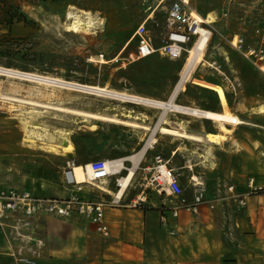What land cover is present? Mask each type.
Listing matches in <instances>:
<instances>
[{"label": "rangeland", "instance_id": "374dc122", "mask_svg": "<svg viewBox=\"0 0 264 264\" xmlns=\"http://www.w3.org/2000/svg\"><path fill=\"white\" fill-rule=\"evenodd\" d=\"M158 2L159 0H0V65L166 100L179 79L180 61L171 60L159 53L128 61L129 54L135 48V41L131 40L135 28ZM191 3L192 8L201 15L206 16L211 12L213 16H217L214 23L217 34L207 53L208 61L213 64L201 65L195 69L193 76L176 97L177 103L198 108H203L204 105L218 108L228 104V111L241 112L243 119L251 118L250 108L244 99L258 98L260 101L262 96L264 103V72L232 49L227 39L238 33L244 37L246 45H259V38L264 34V0H191ZM8 6H17L26 19L6 24L2 19ZM72 6L91 11L100 17L103 24L99 21L89 33L69 31L66 16ZM163 19L164 11L158 7L147 23L156 44L161 43L163 36ZM91 58L95 61H91ZM101 58L105 60L104 63L98 62ZM37 86L43 90L42 93L33 91ZM47 89L44 85L0 76V189H26L36 196L46 198L69 196L70 187L65 183L63 175L67 161L73 158L68 156V152L62 151L64 146L61 147V152L54 153L46 149L41 141L35 145L27 141L24 125L27 120L39 123L40 132L44 128L50 131L69 130L73 149L76 147L83 153L95 152L98 147L116 152L128 140L138 138L139 142L133 150L135 153L145 144L146 141L142 139L147 140L151 135L150 131L143 129L134 130L122 124L84 120L8 97L48 104H54L47 101L53 99L58 106L108 114L111 112L104 111L108 106L132 109L140 116L136 121L147 124L152 129L158 127L162 114L157 107L110 101L67 89H57L55 95L50 97L46 93ZM165 117L171 124L184 121L189 132L204 129V124H209L206 120L213 122L173 112V109ZM92 124L96 125L95 130H91ZM231 131L228 128L225 131L207 132L212 135L207 141L221 144L228 139L227 134ZM155 136L158 141L155 147H149L146 157L161 155L186 182L189 174L180 168L186 157L174 155L175 146L189 148L190 152L194 151L192 154L195 156L201 153L207 160L213 156L212 145L207 141L195 143L158 131ZM67 143L63 141L62 145ZM195 176H192L194 181ZM199 179L204 182L203 176ZM0 232V264H86L92 260L94 250L100 244L97 239H93L96 245H92L86 254H59L58 249L54 248L52 233L40 218L32 228L22 231L32 239L20 237L10 226L0 228ZM31 257L33 261L28 262L26 258Z\"/></svg>", "mask_w": 264, "mask_h": 264}, {"label": "crops", "instance_id": "0c3cea01", "mask_svg": "<svg viewBox=\"0 0 264 264\" xmlns=\"http://www.w3.org/2000/svg\"><path fill=\"white\" fill-rule=\"evenodd\" d=\"M47 101L57 103L53 99ZM244 101L250 108L249 119H243L241 112L228 111V104L215 108L237 114L243 123L229 124L232 131L221 144L205 140L212 145L211 159L201 153L195 156L182 145L174 147V155L186 157L180 168L189 174L187 182L178 176L181 195L168 189L159 191L143 180L147 174L143 168L155 165L154 156L146 157L150 148L138 162L128 186L121 189L120 178L129 173L133 163L127 157L133 153L138 138L128 140L116 152L98 147L95 152L83 153L75 147L68 154L75 163L85 164L94 158H123L125 169L119 168V173L100 182L107 191L90 184H83L80 191L69 188V196L104 203L107 236L78 213L63 218L39 217L52 233L54 248L59 254H86L96 245L93 239H97L100 244L86 264H264V194L252 192L253 187H264V112L259 109L264 103L262 96L260 101L258 98ZM206 122L209 124L205 123L204 129L194 133L220 131L215 123ZM193 175L203 176L207 202L198 206V214L180 209L178 216H174L172 209L180 198L188 203L194 201ZM139 195L145 196V200L134 206ZM1 241L0 232V246Z\"/></svg>", "mask_w": 264, "mask_h": 264}, {"label": "built area", "instance_id": "2783aa9c", "mask_svg": "<svg viewBox=\"0 0 264 264\" xmlns=\"http://www.w3.org/2000/svg\"><path fill=\"white\" fill-rule=\"evenodd\" d=\"M158 7H161L164 11L163 36L160 44L154 42L153 36L147 27L148 21L153 18V14ZM192 7L191 0H159L158 4L136 27L131 37V39H135V48L129 54L128 61H136L159 53L171 60L181 61V73L187 66L188 58L192 52L198 50L196 48L202 38L205 39L204 50L208 53L217 34V29L214 26L217 16L212 15V20L209 22L198 19L194 15ZM227 41L232 49L241 53L264 72V34L260 36L259 45L257 46L246 45L244 37L238 33L233 34ZM154 160V166L143 168L147 172L143 178L148 184L147 186L159 191L168 189L172 194L181 195L183 189L175 169L169 165L168 160L159 154L155 155ZM73 163V160L67 161V167L63 175L64 181L69 187H75L80 191L82 185H77L78 183L71 175V165ZM88 164L91 169V180L94 182H102L116 173L111 169L113 166L109 164L108 159L105 158L91 159ZM92 186L102 189L99 185ZM193 186L195 191L194 201L188 203L185 199L180 198L172 209L174 216H178L180 209L198 214V206L207 202L205 183L196 184L193 182ZM252 192L264 194V187H253ZM144 200L145 196L139 195L133 205L140 206ZM73 213L88 218L95 224L96 230L100 234L104 236L109 234L103 202L82 200L76 196L65 198L39 197L26 189L12 187L0 189V228L10 226L20 237L27 238V236H30L23 234L22 231L32 228L42 215L63 218L69 217ZM26 260L28 262L33 261L32 257L26 258Z\"/></svg>", "mask_w": 264, "mask_h": 264}, {"label": "bare ground", "instance_id": "6f19581e", "mask_svg": "<svg viewBox=\"0 0 264 264\" xmlns=\"http://www.w3.org/2000/svg\"><path fill=\"white\" fill-rule=\"evenodd\" d=\"M70 8V7H69ZM193 9V8H192ZM194 15L198 19L211 21L212 14L211 12L207 13L206 16L201 15L198 11L193 9ZM67 29L73 32H86L89 33L96 25L102 23L100 17L96 16L91 11H87L84 9H80L76 6H72L68 9L67 12ZM103 24V23H102ZM101 25V24H100ZM96 32V31H94ZM205 47V39L202 38L198 44V47L194 50L191 56L188 58V64L185 69L179 74V79L175 83L170 96L168 99H158L154 97H148L143 95H138L134 93H130L123 90H117L113 88H106L99 85H90L86 83H80L74 80L64 79L59 76H53L50 74L38 73L34 71H25L20 70L12 67H5L0 65V76H5L10 79L14 80H22L30 83H34L37 85H44L48 87V95L54 96L55 91L57 89H67L72 90L75 92L86 93L95 95L99 98H103L105 100L110 101H118V102H133L137 104H143L148 106H153L160 108L162 114L158 120V127L152 129L147 124L141 123L136 121L139 119L137 111H133L132 109H117L116 106H108L105 107L104 111H110L111 114L103 113V112H93V111H85L81 109L69 108L64 106H58L56 104H48V103H38L37 101L33 100H22L17 97H8L15 101L26 102L27 104L37 105L45 108L46 110H56L59 113L66 114V115H73L77 117H81L84 120H94L98 122H112L116 124H122L124 126L131 127L132 129H143L146 132L150 131L151 135L146 140L145 138L142 141H146L145 144L139 149V151L132 153L130 156L127 157L128 160L132 161V166L129 168V173L127 175L121 176L120 182L122 185V190H124L128 184L130 183L131 179L135 174V168L138 162L142 159L145 152L149 149V147H155L157 143V137L155 136L156 131L162 134L172 135L175 138L190 140L193 142H205V140L210 139L212 135L209 133H205V135H200L198 133L189 132L187 129V125L184 121H179L177 124H171V121L165 117L168 114V111L173 109V112H179L186 115H192L197 118L209 119L212 120L215 124H217L220 131H225L229 127L228 125L237 126L242 124L243 121L240 116L233 113L228 112H220L217 110H210L205 108H198L192 106H185L179 105L176 101V97L178 94L183 90V86L186 84L187 81L193 76L195 69L199 66H205L212 64L207 59V52L204 50ZM203 49L202 51H200ZM101 57V56H100ZM91 61H95L93 58L90 59ZM98 62L104 63L105 60L103 58L99 59ZM264 69V67H263ZM38 93H42V89L39 86L35 87ZM32 92V91H30ZM262 112H264V105L259 108ZM55 113V112H54ZM160 124V125H159ZM25 139L29 141L32 145H35L38 141H41V144L51 152L58 153L61 152V147L64 146V152L70 153L73 149V145L69 139L70 131L67 129H54L50 131V129L44 128L42 132L38 129L40 128L39 123H34L31 120L25 121ZM91 130L96 129V125H91ZM147 134V133H146ZM63 141L68 142L67 145H62ZM28 142V143H29ZM194 152V151H193ZM199 154V153H197ZM145 156V155H144ZM123 158H112L109 159V164L113 166L111 169L117 173H119V168L123 167ZM142 161V160H141ZM139 165V164H138ZM120 169V170H121ZM125 169V168H124ZM71 175L76 180L77 185L83 184H90V185H99L104 191H107V188L103 186L100 182H94L91 180V169L88 163L85 164H76L73 163L71 165ZM119 177V175H118ZM118 179V178H117ZM195 183H204L198 177H194ZM119 180V179H118ZM119 182V183H120ZM101 190V189H100ZM120 189V193L122 192ZM124 193V192H123ZM115 195V193H113ZM118 194V193H117ZM120 195V194H119ZM30 239V236H27Z\"/></svg>", "mask_w": 264, "mask_h": 264}, {"label": "trees", "instance_id": "16d2710c", "mask_svg": "<svg viewBox=\"0 0 264 264\" xmlns=\"http://www.w3.org/2000/svg\"><path fill=\"white\" fill-rule=\"evenodd\" d=\"M25 19H26L25 14L23 12L19 11L17 6H15V8H11V7L8 6L7 9L5 10V14H4V17H3L2 20L5 21L6 24L11 25L14 20L22 21V20H25ZM131 40H133V39H131ZM134 41H135V39H134ZM5 49H7V47ZM176 61H179V60H176ZM179 65H180V67L182 66V62L181 61H180ZM203 108L210 109V110H215L216 107L211 106V105H204ZM77 164H79V162H77Z\"/></svg>", "mask_w": 264, "mask_h": 264}]
</instances>
